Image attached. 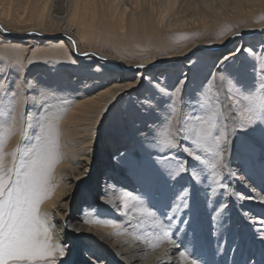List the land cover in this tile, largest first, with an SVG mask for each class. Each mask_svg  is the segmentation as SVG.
Returning a JSON list of instances; mask_svg holds the SVG:
<instances>
[{
    "label": "bare ground",
    "instance_id": "bare-ground-1",
    "mask_svg": "<svg viewBox=\"0 0 264 264\" xmlns=\"http://www.w3.org/2000/svg\"><path fill=\"white\" fill-rule=\"evenodd\" d=\"M48 1L0 0V110L16 129L5 169L28 144L22 130L34 139L45 116L63 113L55 187L40 206L64 249L55 264H264V110L249 124L228 99L230 85L256 83L264 0L209 10L190 0ZM49 9L57 34L42 39ZM142 83L106 135L95 132L107 106ZM173 107L168 146L160 132ZM212 110L206 143L219 156L196 160L185 151L191 118Z\"/></svg>",
    "mask_w": 264,
    "mask_h": 264
},
{
    "label": "snow or ice",
    "instance_id": "snow-or-ice-1",
    "mask_svg": "<svg viewBox=\"0 0 264 264\" xmlns=\"http://www.w3.org/2000/svg\"><path fill=\"white\" fill-rule=\"evenodd\" d=\"M256 60L260 66L258 69L254 67L256 83L248 89L230 85L228 95L230 101H235L233 108L240 109L249 124L254 122L253 116L258 110H264V57H256ZM208 91L211 92V89ZM207 102L202 101L201 107ZM217 115L218 112L212 110L191 118V134L186 137L191 147L185 151L196 160H200L196 155L198 151L219 156L216 148L206 143ZM62 116V112L45 116L34 139L22 130L21 135L28 139V144L21 143L8 154L13 162L5 169L3 147L16 129L7 123V112L0 110V117H3L0 119V264H55L56 253L64 255L63 247L51 242V225L47 214L40 211L41 204L50 198L55 187L51 181L55 166L61 159L58 123ZM175 116L176 109L173 107L172 119L160 132L168 146H175L170 138ZM216 139L218 143L219 138ZM211 166L215 168L216 164ZM180 170L183 171V168ZM147 215L152 216L153 213L149 211ZM151 246L155 248L158 244Z\"/></svg>",
    "mask_w": 264,
    "mask_h": 264
},
{
    "label": "rangeland",
    "instance_id": "rangeland-1",
    "mask_svg": "<svg viewBox=\"0 0 264 264\" xmlns=\"http://www.w3.org/2000/svg\"><path fill=\"white\" fill-rule=\"evenodd\" d=\"M237 2V0H190V3L192 4L193 7H197V8H200V9H204V10H209L208 8H211V7H214V8H219V6H223L225 3H228V2ZM195 2V3H193ZM55 4V0H49L48 1V6H52ZM221 4V5H220ZM212 5V6H211ZM51 8V7H50ZM50 13V14H49ZM48 17L46 19L47 21V25L45 26V29H44V33H45V36L42 37V39H48L50 38L49 36L50 35H54V34H57V30L55 28V24L53 23L54 19L52 18L53 14L52 12L50 11L49 9V12H48ZM52 19V20H51ZM54 24V25H53ZM1 30V29H0ZM2 31V30H1ZM3 33V32H2ZM8 36V35H5L4 33L2 34V36ZM31 37V35L29 36H22V37H19L18 40L19 41H23V40H28L29 38ZM0 40H2V38H0ZM32 49V48H31ZM73 55V54H72ZM74 56V55H73ZM75 57V56H74ZM77 58V57H76ZM81 58H85V56H82ZM32 72L29 73V74H25L24 75V78H28L29 76H31ZM2 78L4 77L3 74H1ZM11 74L9 73H6V76L4 78H11L10 77ZM30 78H35L33 76H31ZM81 78V77H80ZM145 89V84H141L138 86V89L137 91H134V92H130L128 94H122V96L120 97V99L116 100L115 102L111 103L110 105L107 106V109L105 110L104 112V116L102 117V120H101V123L98 125L97 128H95V132H100V134L102 133L103 136H105V126H107L108 124V121L109 119L111 118V114L113 111H116V113H121V110L123 109L124 106H126V102L127 103H130V102H135V99H137L139 97V92L140 91H143ZM141 99V98H140ZM126 101V102H125ZM125 103V104H124ZM124 104V105H123ZM128 105V104H127ZM104 132V133H103ZM94 132L92 133H86V139H87V142L91 143L90 145H94V148L95 146H97V142L99 140V135H96L93 134ZM93 134V136H92ZM94 136L96 138H94ZM102 144H100L99 146H101ZM101 156V155H100ZM103 156V154H102ZM100 190L102 189V182L100 181ZM81 211V210H80ZM80 211H76V216H80L81 212Z\"/></svg>",
    "mask_w": 264,
    "mask_h": 264
}]
</instances>
